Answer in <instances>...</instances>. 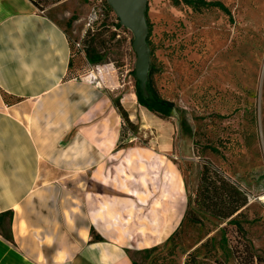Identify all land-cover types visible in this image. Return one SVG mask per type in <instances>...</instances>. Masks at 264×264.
Instances as JSON below:
<instances>
[{"label": "crops", "instance_id": "obj_1", "mask_svg": "<svg viewBox=\"0 0 264 264\" xmlns=\"http://www.w3.org/2000/svg\"><path fill=\"white\" fill-rule=\"evenodd\" d=\"M70 55L57 22L0 0V264H133L185 215L169 135L120 145L110 95L68 77Z\"/></svg>", "mask_w": 264, "mask_h": 264}, {"label": "rangeland", "instance_id": "obj_2", "mask_svg": "<svg viewBox=\"0 0 264 264\" xmlns=\"http://www.w3.org/2000/svg\"><path fill=\"white\" fill-rule=\"evenodd\" d=\"M32 1L64 29L79 58L73 73L104 89L119 108L120 145L169 135L170 159L187 187L188 216L169 243L136 255V264L264 259V0H206L222 3L229 16L217 9L194 11L182 0H146L153 86L175 106L167 119L137 103L134 37L119 20L116 27L105 0ZM91 43L103 61L88 66L85 46ZM205 166L245 197L237 225L203 213L196 203Z\"/></svg>", "mask_w": 264, "mask_h": 264}, {"label": "trees", "instance_id": "obj_3", "mask_svg": "<svg viewBox=\"0 0 264 264\" xmlns=\"http://www.w3.org/2000/svg\"><path fill=\"white\" fill-rule=\"evenodd\" d=\"M38 10V5L36 2L29 0ZM53 4L59 3L62 0H52ZM176 5H179L180 2L178 0H175ZM182 3L186 5L187 7L191 8L194 11H200L202 9H217L226 16L230 15V12L228 9L220 2H207L206 0H182ZM104 6L107 9L108 13L110 15L114 16V13L112 9L107 5V3L104 1ZM42 11V10H39ZM146 15V13H145ZM116 23V27H120L118 23V19L114 16ZM146 24L148 28V34L146 38V42L148 47H150V41L148 37L151 34V25L146 17ZM70 62H69V68H68V77L70 78H78V75L73 73L74 68L72 63L76 62L77 58L76 55L77 53H74V47L72 44H70ZM78 52V50H77ZM151 54V50H150ZM76 58V59H75ZM85 60L88 66L92 65H98L102 63L103 61V56L99 54V51L96 49V47L93 45V43L88 44L85 46ZM80 64V63H79ZM81 65V64H80ZM78 67V66H77ZM83 69V68H82ZM155 68L153 66H150L149 71H148V76L147 80L145 83V93L146 95H143L138 82L135 81V89H136V99L137 103L146 109L148 112H150L153 115H156L160 118L167 119L171 117L172 112L175 109V106L172 102L165 100L159 96L157 91L155 90L152 82V77L154 74ZM118 111L119 108L115 106ZM124 119L127 121L128 117L125 113H122ZM218 174H216L213 171H209V168L205 166L201 173V177L198 183L197 187V192H196V203L198 206L201 208L203 213L214 217L218 218L221 220H230V224L237 225V217L241 215V210L246 206V199L245 197L241 196L238 189L232 184L229 183L226 179L223 177H220L217 179ZM8 214V213H7ZM188 216V209L186 208L185 215L183 217V220L177 227V229L170 235V237L166 240V243H169L178 233L180 230L181 226L185 222V219ZM92 234V241H101L102 239L96 235L93 231L91 232ZM2 238L7 241L10 244L12 243V239L10 236L9 230L5 231L2 234ZM207 241L203 242L199 245L198 248L194 250V254L198 252L199 248H204L206 247ZM157 247L148 249V250H143L140 252H136L133 255V259L136 255L143 253V254H150L155 251ZM257 264H264V259L260 257H256ZM133 264H136V261L134 259Z\"/></svg>", "mask_w": 264, "mask_h": 264}, {"label": "water", "instance_id": "obj_4", "mask_svg": "<svg viewBox=\"0 0 264 264\" xmlns=\"http://www.w3.org/2000/svg\"><path fill=\"white\" fill-rule=\"evenodd\" d=\"M125 29L132 32L136 53V81L143 95L149 71V51L146 44L148 28L145 19L146 0H105Z\"/></svg>", "mask_w": 264, "mask_h": 264}]
</instances>
